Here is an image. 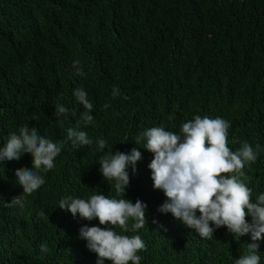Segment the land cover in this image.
Returning <instances> with one entry per match:
<instances>
[{
	"label": "trees",
	"instance_id": "1",
	"mask_svg": "<svg viewBox=\"0 0 264 264\" xmlns=\"http://www.w3.org/2000/svg\"><path fill=\"white\" fill-rule=\"evenodd\" d=\"M78 88L93 104L91 125L81 123ZM57 103L69 110L62 126L54 116ZM197 115L230 123L232 151L244 142L261 146L241 178L255 201L264 193V0H0V147L25 125L53 142L67 141L70 127L93 140L77 148L67 141L23 207L6 203L23 194L15 172L32 169V157L0 165V264H97L80 229L105 226L58 205L98 194L147 204L143 229L116 228L141 237V264H235L252 243L250 234L236 238L222 227L206 239L159 212L167 198L153 186V154L143 148L146 141L135 143L151 127L179 134ZM100 138L107 141L103 151ZM133 148L142 159L135 172L127 169L126 195L117 196L99 161ZM257 243L264 264V240Z\"/></svg>",
	"mask_w": 264,
	"mask_h": 264
},
{
	"label": "clouds",
	"instance_id": "2",
	"mask_svg": "<svg viewBox=\"0 0 264 264\" xmlns=\"http://www.w3.org/2000/svg\"><path fill=\"white\" fill-rule=\"evenodd\" d=\"M76 74L82 76L80 60L73 62ZM73 95L84 112L81 123H94L93 104L89 101L83 88L73 90ZM120 95L118 87H113L112 96ZM124 99H128L127 96ZM110 107L105 104L104 108ZM68 109L57 103L55 118L68 113ZM173 119V117H169ZM230 123L220 117L195 116L184 122L179 134L166 131L163 126L151 127L137 134L136 144L146 141L144 147L153 154L148 165L155 190L163 191L165 202L158 211L171 214L177 221L190 230H195L202 238L211 239L217 229L226 227L236 238L250 234L252 243L246 245L247 252L235 259V264H260L261 256L258 241L264 240V193L252 200V190L242 181L246 164L255 163L261 146L244 142L241 147L232 151L229 144ZM67 141L73 148L91 146L93 140L86 131L68 128ZM67 141L53 142L40 135L36 127L27 125L17 132L9 134L3 147H0V165L4 161H19L22 156L32 157V169L20 168L15 172L17 183L23 188V194L13 197L6 206L20 205L27 195L32 194L45 184L40 172H48L54 168V160L60 155ZM99 150L103 151L107 141L97 140ZM142 154L136 148L130 153L116 151L101 157L100 171L104 179L114 184L119 196L126 195L130 186L127 169L136 171L137 162ZM124 195V197H125ZM59 208L69 211L73 217L91 221L98 219L105 227H83L80 238L87 241L89 251L97 255V264H141L139 252L146 246L139 235L131 237L116 231L119 227L124 233L137 232L146 224L147 204L139 199L133 203L125 198H110L103 194L92 195L87 200L67 197L62 199ZM199 213V215H197ZM251 217L248 222L247 217ZM131 221V224L129 222ZM214 225V227H213ZM42 253L49 251L46 244L40 245Z\"/></svg>",
	"mask_w": 264,
	"mask_h": 264
}]
</instances>
